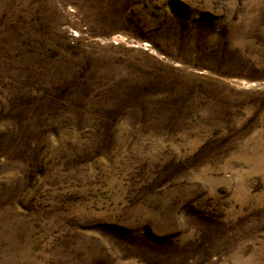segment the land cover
I'll return each instance as SVG.
<instances>
[{
  "label": "rangeland",
  "instance_id": "1",
  "mask_svg": "<svg viewBox=\"0 0 264 264\" xmlns=\"http://www.w3.org/2000/svg\"><path fill=\"white\" fill-rule=\"evenodd\" d=\"M0 264H264V0H0Z\"/></svg>",
  "mask_w": 264,
  "mask_h": 264
}]
</instances>
